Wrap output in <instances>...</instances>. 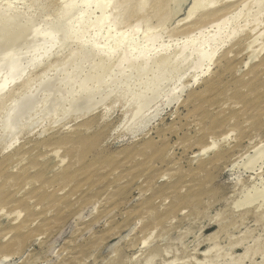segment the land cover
Returning a JSON list of instances; mask_svg holds the SVG:
<instances>
[{"label": "rangeland", "instance_id": "rangeland-1", "mask_svg": "<svg viewBox=\"0 0 264 264\" xmlns=\"http://www.w3.org/2000/svg\"><path fill=\"white\" fill-rule=\"evenodd\" d=\"M128 1L0 0V264H264V0Z\"/></svg>", "mask_w": 264, "mask_h": 264}, {"label": "bare ground", "instance_id": "bare-ground-1", "mask_svg": "<svg viewBox=\"0 0 264 264\" xmlns=\"http://www.w3.org/2000/svg\"><path fill=\"white\" fill-rule=\"evenodd\" d=\"M127 1H128V0H127ZM132 1H134V0H132ZM128 2H129V1H128ZM129 3H130V2H129ZM158 3H159V5L162 6L163 3H164V0H159ZM140 5H141V4H140ZM164 9H165V8H164ZM260 10H261V9H260ZM213 16H214V15H213ZM210 17H211V16H210ZM224 18H225V17H224ZM224 18H222V19L225 21ZM222 19H220V21H218V22H219V23H222V25H224L225 23L223 24L224 21H222ZM202 21H205V20L202 19ZM202 21H200V23H201ZM219 23L217 24V26L220 25ZM215 25H216V24H215ZM236 33H237V32H236ZM237 34H238V33H237ZM239 34H240V33H239ZM239 34L236 35V36H233V38L231 37L232 39H231V38H229V39L232 40V42H234V40L237 39V37L239 36ZM233 35H234V34H233ZM213 40L215 41V38H214ZM216 40H218V39H216ZM219 42H220V41H219ZM221 42H222V40H221ZM228 42H230V41H228ZM213 43H214V42H213ZM234 43H235V42H234ZM217 44H218V43H217ZM223 44H224V43H223ZM232 44H233V43H232ZM237 44H238V43H237ZM237 44H236V45H237ZM218 45H219V44H218ZM218 45H217V46H218ZM200 46H201V45H200ZM214 47H216V46L214 45ZM218 47H219V46H218ZM201 48H202V47H201ZM204 48H205V47H204ZM216 48H217V47H216ZM220 48H222V47H220ZM236 48H237V47H236ZM166 50H167V49H166ZM213 50H214V48H213ZM234 50H235V49H234ZM161 51L163 52V50H161ZM182 51H186V49H185V50L182 49ZM206 51H207V50H206ZM216 51H220V50H216ZM216 51L213 52V53H211L212 51H211V52L209 51V52L211 53V56H210V53H208L209 56H207L208 58H207L206 60L209 61L211 57H212V58H215L214 56L216 55L215 53H217ZM102 52H103V51H102ZM164 52H165V49H164ZM164 52H163V53H164ZM207 52H208V51H207ZM147 53H148V52H147ZM151 53H152V52H151ZM151 53H149V54H151ZM156 53H157V52H156ZM156 53H155V54H156ZM159 53H160V51H159ZM159 53L157 54L158 56H159ZM236 53H237V52H236ZM254 53H255V52H254ZM256 53H257V51H256ZM256 53H255V54H256ZM149 54H148V55H149ZM155 54H154V55H155ZM144 55H145V54H144ZM160 55H162V54H160ZM253 55H254V54H253ZM140 56H141V55H140ZM145 56L148 58L150 55L147 56V54H146ZM158 56H157V57H158ZM162 56H163V55H162ZM151 57H152V55L150 56V58H151ZM159 57H160V56H159ZM150 58H149V59H150ZM212 58H211V59H212ZM229 59H230V58H229ZM231 59H232V58H231ZM220 60H221V59H220ZM230 64H231V63H230ZM230 64H229V65H230ZM255 67H256V66H255ZM238 68H239V67H238ZM235 69H236V68H235ZM253 69H254V68H253ZM222 71H223V70H222ZM224 71H225V70H224ZM207 72H208V71H207ZM223 73H224V72H223ZM205 74H206V73H205ZM202 75H203V74H202ZM203 76H205V75H203ZM206 76H207V74H206ZM221 76H222V75H221ZM197 77H198V76H197ZM197 77H196V78H197ZM200 77H201V76H200ZM196 78L193 79L194 82H195V81L197 82ZM197 79H199V77H198ZM217 79H218V78H217ZM242 79H243V78H242ZM260 80H261V79H260ZM196 82H195V83H196ZM212 82H213V81H212ZM241 82H242V81H241ZM256 82H257V81H256ZM206 84H207V83H206ZM250 85H251V84H250ZM206 88H207V87H206ZM212 88H213V87H212ZM231 90H232V89H231ZM239 90H240V89H239ZM209 93H210V92H209ZM175 94H176V92H175ZM173 96H175V95H173ZM193 97H195V96H193ZM262 97H263V96H262ZM195 98H196V97H195ZM223 100H224V99H223ZM200 102H201V101H200ZM219 104H220V103H219ZM243 104H244V103H243ZM219 110H220V109H219ZM232 110H233V109H232ZM232 110H231V111H232ZM89 122H90V120H89ZM208 122H209V121H208ZM232 126H233V125H232ZM89 129H90V128H89ZM76 130H77V129H76ZM81 130H83V129H81ZM84 130H85V129H84ZM84 130H83V131H84ZM78 131H80V130L78 129ZM210 139H211V138H210ZM198 140H199V139H198ZM150 143H151V142H148L147 144L149 145ZM200 143H201V142H200ZM71 145H72V144H71ZM215 146H216V145L214 144L213 146H210V147H208L207 149H212V148L215 147ZM76 147H77V146H76ZM76 147H75V148H76ZM150 147H151V146H150ZM71 148H72V147H71ZM77 148H78V147H77ZM67 149H68V148H67ZM207 149H205V151H206ZM203 150H204V149H203ZM79 151H80V150H79ZM222 154H223V153H222ZM211 158H212V157H211ZM258 160H259V159H258ZM220 163H221V162H220ZM253 163H254V162H253ZM197 167H198V166H197ZM1 180H2V179H1ZM2 183H3V182H2ZM17 193H18V192H17ZM257 194L259 195V197H261V195H262L261 193H258V192H257ZM262 196H263V195H262ZM246 197H247V196H246ZM257 197H258V196H257ZM201 198H202V197H201ZM244 198H245V197H244ZM254 198H255V197H254L253 195L249 196V194H248V197H247V202H248V204H251ZM256 199H257V198H256ZM245 200H246V199H245ZM31 201H32V200H31ZM208 201H209V200H208ZM263 202H264V201H263ZM244 205H245V204H244ZM244 205H243V206H244ZM9 206H10V205H9ZM262 216H263V215H262ZM19 226H20V225H19Z\"/></svg>", "mask_w": 264, "mask_h": 264}]
</instances>
